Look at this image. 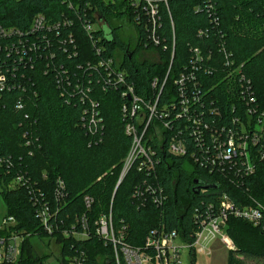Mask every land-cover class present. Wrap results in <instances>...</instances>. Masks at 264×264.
<instances>
[{"label": "trees", "instance_id": "1", "mask_svg": "<svg viewBox=\"0 0 264 264\" xmlns=\"http://www.w3.org/2000/svg\"><path fill=\"white\" fill-rule=\"evenodd\" d=\"M155 1L159 9L158 45L149 38L142 6H132L131 0H91L93 8L87 13L83 7L79 13L71 10L64 0H0L3 25L24 30L38 13L52 23L72 22L71 27L60 26L58 37L53 32L36 34L33 41L39 49L30 54L28 64H21L14 51L9 58L8 53L3 54L7 69L24 86L0 94V161L4 162L0 165V197L7 203L8 216L16 218L18 229L31 235L23 244L18 264L41 263L33 252V237L56 238L62 264L74 259L81 260L79 264H117L112 243L98 236L95 225L110 211L116 232L124 228L126 244L141 247L156 229L176 230L192 240L207 218L208 205H217L218 197L225 193L237 204L251 200L263 203L262 162L254 176H243L241 171L237 177L231 169L210 174L188 157L161 154L155 177H145L132 168L119 183L131 147L121 118L126 99L119 89L99 81L101 74L94 69L99 58L79 16L96 22L92 15H98L104 23L96 32L103 46L101 57L114 59L120 53V68L140 95L150 92L154 77L164 79L170 64L169 86L194 65L197 69L190 73L198 81L204 111L216 100L223 115L215 118L219 125H232V118H243L248 106L264 110V0ZM121 19L134 26V44L123 41L113 26L114 20ZM69 35L75 46L65 43ZM144 52L155 54V59L136 57ZM77 83L82 90L76 89ZM166 92L160 102H167ZM82 94L86 96L84 103ZM249 94L254 102L244 99ZM20 100L24 109L19 110L16 105ZM92 102L99 112L96 126L89 115ZM185 162L193 169L188 170ZM18 175L26 185L8 187ZM58 179L65 184V199L60 204L55 198ZM195 181L218 187L195 194ZM149 182L162 186L167 199L161 206L149 196L139 198L138 187ZM36 195L45 197L51 213L56 214L51 218L55 227L52 235L44 231L36 216L32 201ZM85 197L92 199L89 208ZM84 215L89 237H64L62 231L70 230ZM227 225L236 246L235 251H229L227 264H248L249 258L263 264L264 231L233 218ZM120 264L126 263L120 260Z\"/></svg>", "mask_w": 264, "mask_h": 264}, {"label": "built area", "instance_id": "2", "mask_svg": "<svg viewBox=\"0 0 264 264\" xmlns=\"http://www.w3.org/2000/svg\"><path fill=\"white\" fill-rule=\"evenodd\" d=\"M163 1L167 3V0ZM64 2L78 13L82 7L86 13L93 8L91 0ZM131 3L137 8L142 6V11L148 19L149 38L158 45L159 40L155 32L159 21L158 4L155 0H131ZM92 17L96 22L80 16L79 19L99 58L94 69L101 74L99 81L111 88L119 89L121 96L126 99L121 105V118L124 132L131 138V147L120 173L119 183L132 168L145 177H155L157 166L162 162L161 154L178 158L188 157L192 164L205 167L210 174L216 170L225 172V169H231L237 177L241 171L243 176L255 175L259 163H264V110L251 105L243 112L245 113L243 118H232V125H219L216 119L222 118L223 115L216 105V100L211 102V107L206 112L204 111L198 81L194 73H190L197 69L194 65L189 72L185 70V73L175 77L172 86H169L170 64L164 79L154 77L150 92L140 95L136 85L130 82L126 72L121 70L120 63L115 62L116 58L101 57L103 46L100 45L101 39L96 32L104 23L98 20L96 13ZM29 23L24 30L0 24V94L24 89V86L17 82V76L12 75L7 69L4 52L9 54L7 56L9 58L10 51H14L21 64H28L30 54L39 49V45L33 41L36 34L53 32L57 35L60 26L66 28L72 26L69 20H63L61 24L52 23L39 13ZM65 43L75 46L73 36L69 35ZM46 44L51 48L49 40ZM195 52L199 54L198 50ZM64 74L67 75L68 72ZM189 84L193 85V88L188 87ZM75 87L81 89L79 83ZM165 90L168 100L160 102ZM87 91L90 92L89 89ZM81 96L84 103L86 96L85 94ZM244 99L255 101L250 94ZM91 105V112L86 110L85 114L89 112L91 123L96 126L100 122L99 112L96 103L92 102ZM23 107L24 103L18 101L16 108L20 110L24 109ZM185 135L188 136L187 139L184 138ZM190 142L194 143L193 148ZM0 162L3 166L4 162ZM56 184L55 198L60 204L65 199V184L61 179H58ZM25 185L23 176L18 175L11 182L10 188H21ZM203 190L206 189H201ZM137 191L139 198L146 199L149 196L158 206L167 199L162 186L160 187L157 182L145 183L144 186L138 187ZM218 198L217 205H208L207 218L201 221L199 229L192 234V240L184 238L176 230L166 232L163 229H156L148 234L143 246L132 247L126 244L124 228L116 232L111 211L96 220V232L98 236L112 243L117 264H120V260L126 264H181L180 255L183 250L187 249L192 255L196 252H205L209 244L216 239H219L229 251H235L236 246L228 232L224 234V229L228 227L227 223L231 218L245 221L264 231V201L261 203L251 200L252 202L237 204L226 193ZM32 201L41 226L45 232L52 235L55 227L51 224V218L56 214L51 213V207L42 195L33 196ZM85 204L89 208L92 199L85 197ZM88 232L87 218L84 215L77 219V224L72 225L70 230H63L62 234L64 237L86 240L89 237ZM30 236L18 229L15 217H5L0 224V264H18L23 244ZM176 240H181L186 246H179ZM80 262L81 260L74 259L70 264Z\"/></svg>", "mask_w": 264, "mask_h": 264}, {"label": "rangeland", "instance_id": "3", "mask_svg": "<svg viewBox=\"0 0 264 264\" xmlns=\"http://www.w3.org/2000/svg\"><path fill=\"white\" fill-rule=\"evenodd\" d=\"M113 26L118 28L119 36L125 42L134 44L136 41V30L133 25L129 24L127 20H114ZM139 59H148L154 60L155 54L151 52H144L141 55L137 54ZM122 60L121 54L116 55L115 62L119 64ZM188 170L193 169V165L189 162L184 163ZM10 187V185L8 186ZM8 207L5 200L0 197V224L3 219L8 216ZM224 234H227V228L224 229ZM177 241V240H176ZM33 252L36 254L37 258L41 259L40 264H62V257L60 254V245L54 237H33L30 239ZM179 246L185 247L186 244L177 241ZM181 256V264H227L229 250L220 242L219 239H216L211 244H209L208 249L205 252H196L192 255L187 249L183 250ZM248 264H262L256 259H247ZM264 264V263H263Z\"/></svg>", "mask_w": 264, "mask_h": 264}, {"label": "water", "instance_id": "4", "mask_svg": "<svg viewBox=\"0 0 264 264\" xmlns=\"http://www.w3.org/2000/svg\"><path fill=\"white\" fill-rule=\"evenodd\" d=\"M194 183L196 185V187L194 188L195 194H198L201 191V189H203V188L206 190H208V189L213 190V189H217V187H218V184L217 185H215V184H202L199 181H195Z\"/></svg>", "mask_w": 264, "mask_h": 264}, {"label": "flooded vegetation", "instance_id": "5", "mask_svg": "<svg viewBox=\"0 0 264 264\" xmlns=\"http://www.w3.org/2000/svg\"><path fill=\"white\" fill-rule=\"evenodd\" d=\"M196 187V186H195Z\"/></svg>", "mask_w": 264, "mask_h": 264}]
</instances>
